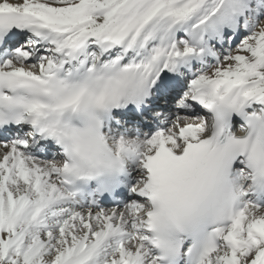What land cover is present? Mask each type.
<instances>
[{"label":"snow or ice","instance_id":"obj_1","mask_svg":"<svg viewBox=\"0 0 264 264\" xmlns=\"http://www.w3.org/2000/svg\"><path fill=\"white\" fill-rule=\"evenodd\" d=\"M0 264H264V0H0Z\"/></svg>","mask_w":264,"mask_h":264}]
</instances>
